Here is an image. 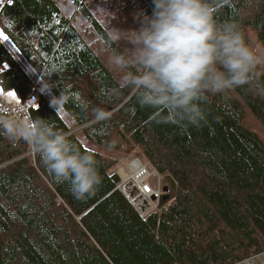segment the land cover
<instances>
[{"label": "trees", "instance_id": "trees-1", "mask_svg": "<svg viewBox=\"0 0 264 264\" xmlns=\"http://www.w3.org/2000/svg\"><path fill=\"white\" fill-rule=\"evenodd\" d=\"M110 51L123 52L93 17L86 0H71ZM151 14V0H138ZM125 13L131 0H112ZM218 23L241 25L245 41L264 56V0H217ZM0 30L41 80L72 123L70 133L0 40V88L66 132L122 154L138 148L164 176L157 212L141 218L117 189V160L95 153L102 182L91 198L76 200L57 184L31 145L0 134V264H236L264 252V143L248 117L264 128V92L245 85L201 102L198 125L167 121L141 106L134 88L104 66L53 0H0ZM254 81L264 84V64ZM95 110L105 119L97 120ZM0 116L2 111L0 108Z\"/></svg>", "mask_w": 264, "mask_h": 264}, {"label": "clouds", "instance_id": "clouds-1", "mask_svg": "<svg viewBox=\"0 0 264 264\" xmlns=\"http://www.w3.org/2000/svg\"><path fill=\"white\" fill-rule=\"evenodd\" d=\"M151 4V14L141 12L135 30L110 32L112 40L124 39L128 46L112 51L109 62L121 74L120 86L136 89L141 106L166 112L172 123L198 125L205 119L201 102L208 94L245 85L264 92V84L253 79L264 56L248 46L240 24L217 22V0ZM53 87L42 80L39 91L50 94ZM60 99L53 96L51 106ZM94 116L106 118L101 110ZM0 134L31 145L52 180L68 184L76 200L91 198L102 182L95 153L81 151L66 132L41 118L0 116Z\"/></svg>", "mask_w": 264, "mask_h": 264}, {"label": "rangeland", "instance_id": "rangeland-1", "mask_svg": "<svg viewBox=\"0 0 264 264\" xmlns=\"http://www.w3.org/2000/svg\"><path fill=\"white\" fill-rule=\"evenodd\" d=\"M53 1L66 17L71 18L72 24L74 25L78 33L81 35V37L94 50V52L103 62L104 66L112 73L113 76H115L120 81L121 74L118 71L114 70L113 66L109 62V55L111 52L105 47L102 40L91 29L90 25L83 17V15L75 9V6L72 3V1L71 0H53ZM131 1L133 3L132 6L133 9L130 12L125 13L123 10H121V7L117 5V3L112 2V0H86L88 9L90 10L91 14L103 26V28L107 31L109 35L112 29H118L121 31H131V30H135L139 26L138 24V17L140 15L139 1L138 0H131ZM0 32L2 31L0 30ZM2 42L7 47L11 55L17 60V62L23 68L25 73L34 83L35 87L39 90L41 87V81H42L41 78L27 64V62L24 60L22 55L17 51V49L11 43L9 38L7 39L6 42L3 40ZM115 42L123 52L126 51L128 46L126 40L121 39ZM13 94L14 93L12 91L7 92V91H3L0 88V108L4 110L6 113L14 112V111H17L19 113L21 112L22 119L28 118L26 114V110L28 106L34 103V100L31 99L28 100L27 102H21L17 98V96ZM42 94L51 104V99L53 97V94L52 93L50 94L42 93ZM55 103L57 106L56 108L55 107L53 108L58 112L60 117L68 124L70 133H73L76 136H81V131L86 127V125L78 126L72 123L70 116L63 109L59 101H56ZM247 120H248V124L250 125V128L258 134L259 138L264 143V128L260 124L256 123L250 117H248ZM80 140L82 145L86 149H89L96 153L117 160V163L112 168V171L113 172L115 171L114 173H118L121 175L122 180L120 179V182L124 186L126 191H129L130 187L133 188V195L135 194L134 192L135 187L139 185V183L135 182V178L130 177L131 175L130 165H132L135 159H138L143 164V166L147 168L149 173L158 175L159 179L161 180L162 189H164V187L167 188L166 181L164 180V176L160 175L154 169L151 163L143 156V154L138 148H136L133 152L129 154H122L114 150L100 146L96 143L90 142L89 140H86L83 137L80 138ZM27 154L33 156L34 155L33 149L31 148V150ZM156 180H157L156 178L149 179L148 183L150 184L151 187L153 188L156 187ZM131 184L132 186H130Z\"/></svg>", "mask_w": 264, "mask_h": 264}, {"label": "built area", "instance_id": "built-area-1", "mask_svg": "<svg viewBox=\"0 0 264 264\" xmlns=\"http://www.w3.org/2000/svg\"><path fill=\"white\" fill-rule=\"evenodd\" d=\"M1 111H2V116H14L22 119L21 112L19 113L17 111H14V112L6 113L2 109ZM33 152H35L34 149ZM135 161H139V160L135 159L133 163ZM131 167L132 165H130V173H131L130 177L135 178V182L139 183V185H137L134 189L135 194L133 195L132 187H130L129 191H126L120 181L117 185V189H119L125 195V197L134 207V209L138 212L139 216L144 219L150 214L158 211L164 192L161 187V180L159 179L158 175L149 173L147 168L143 166L141 162L139 163L138 168L131 169ZM116 174L119 177V179L122 180L121 175L118 173ZM150 178L157 179L155 188L151 187L150 184L148 183ZM130 186H132V184ZM236 264H264V252L246 257Z\"/></svg>", "mask_w": 264, "mask_h": 264}, {"label": "snow or ice", "instance_id": "snow-or-ice-1", "mask_svg": "<svg viewBox=\"0 0 264 264\" xmlns=\"http://www.w3.org/2000/svg\"><path fill=\"white\" fill-rule=\"evenodd\" d=\"M8 37L6 35H4L3 32H0V40H3V41H7ZM14 95V94H13Z\"/></svg>", "mask_w": 264, "mask_h": 264}, {"label": "bare ground", "instance_id": "bare-ground-1", "mask_svg": "<svg viewBox=\"0 0 264 264\" xmlns=\"http://www.w3.org/2000/svg\"><path fill=\"white\" fill-rule=\"evenodd\" d=\"M138 166H139V162H138V161H135V162L132 164L131 169H132V168H138Z\"/></svg>", "mask_w": 264, "mask_h": 264}, {"label": "water", "instance_id": "water-1", "mask_svg": "<svg viewBox=\"0 0 264 264\" xmlns=\"http://www.w3.org/2000/svg\"><path fill=\"white\" fill-rule=\"evenodd\" d=\"M166 190H167V188H166V187H164L163 191H164V192H166Z\"/></svg>", "mask_w": 264, "mask_h": 264}, {"label": "crops", "instance_id": "crops-1", "mask_svg": "<svg viewBox=\"0 0 264 264\" xmlns=\"http://www.w3.org/2000/svg\"><path fill=\"white\" fill-rule=\"evenodd\" d=\"M113 172V171H112Z\"/></svg>", "mask_w": 264, "mask_h": 264}]
</instances>
